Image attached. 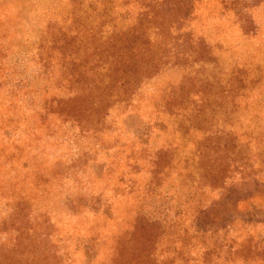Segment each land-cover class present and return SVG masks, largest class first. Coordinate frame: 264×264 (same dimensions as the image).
Wrapping results in <instances>:
<instances>
[{"label": "rangeland", "instance_id": "1", "mask_svg": "<svg viewBox=\"0 0 264 264\" xmlns=\"http://www.w3.org/2000/svg\"><path fill=\"white\" fill-rule=\"evenodd\" d=\"M0 264H264V0H0Z\"/></svg>", "mask_w": 264, "mask_h": 264}]
</instances>
